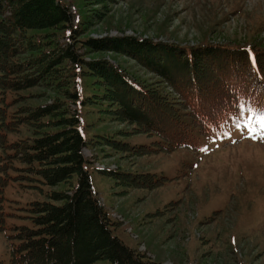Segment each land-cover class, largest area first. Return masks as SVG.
<instances>
[{"label": "trees", "instance_id": "obj_1", "mask_svg": "<svg viewBox=\"0 0 264 264\" xmlns=\"http://www.w3.org/2000/svg\"><path fill=\"white\" fill-rule=\"evenodd\" d=\"M74 17L63 0H0V202L7 201L11 182L47 196L29 202L30 225L13 227L8 264H162L116 233L120 222L94 188L84 154L91 141L76 111L55 100L11 112L7 94L36 86L45 76L58 77L67 68L71 77L95 76L116 105V117L156 137L151 145L108 143L140 155L171 152L194 146L198 134L210 135L231 115H241L240 100L252 98L264 108V49L208 43L187 47L131 35L81 39L84 30L74 25ZM31 29L63 30L66 41L20 61L23 34ZM81 47L123 53L160 80H139L106 58L85 60ZM66 93L83 103L77 88ZM23 122L35 125L36 132L9 139L8 133ZM101 171L129 188L154 189L168 179L149 172Z\"/></svg>", "mask_w": 264, "mask_h": 264}, {"label": "rangeland", "instance_id": "obj_2", "mask_svg": "<svg viewBox=\"0 0 264 264\" xmlns=\"http://www.w3.org/2000/svg\"><path fill=\"white\" fill-rule=\"evenodd\" d=\"M63 1L74 12V25L84 30L81 39L131 35L187 47L208 43L264 49V0ZM64 33L25 31L22 41L27 48L16 59L35 58L63 44ZM80 52L85 60L106 58L139 80H160L123 53L86 47ZM70 72L63 69L58 77L45 76L36 86L8 92L9 110L60 100L76 111L83 133L93 142L84 154L94 188L110 216L120 222L116 233L127 244L162 264H264V139L249 138L244 126L249 112L231 115L210 135L198 134L192 147L134 154L107 139L139 146L151 145L156 137L116 117L117 107L104 95L97 77H71ZM75 88L83 103L66 93ZM36 130L23 122L8 138L32 136ZM102 169L168 179L154 189L129 188ZM5 195L7 201L0 202V264L9 263L13 227L31 224L29 202L47 199L41 190L17 182L9 183Z\"/></svg>", "mask_w": 264, "mask_h": 264}, {"label": "snow or ice", "instance_id": "obj_3", "mask_svg": "<svg viewBox=\"0 0 264 264\" xmlns=\"http://www.w3.org/2000/svg\"><path fill=\"white\" fill-rule=\"evenodd\" d=\"M251 61L254 66H256L255 57H251ZM240 104L241 111H247L251 115L247 118L244 123V126L247 129L248 136L251 139H264V108H260L256 105V101L252 98H248L247 100L238 101ZM206 150V149H201Z\"/></svg>", "mask_w": 264, "mask_h": 264}]
</instances>
